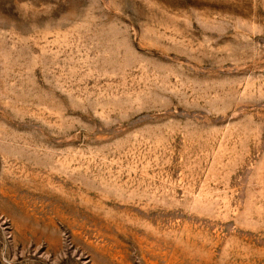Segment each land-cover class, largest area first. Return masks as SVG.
<instances>
[{"label":"rangeland","instance_id":"374dc122","mask_svg":"<svg viewBox=\"0 0 264 264\" xmlns=\"http://www.w3.org/2000/svg\"><path fill=\"white\" fill-rule=\"evenodd\" d=\"M0 264H264V0H0Z\"/></svg>","mask_w":264,"mask_h":264}]
</instances>
